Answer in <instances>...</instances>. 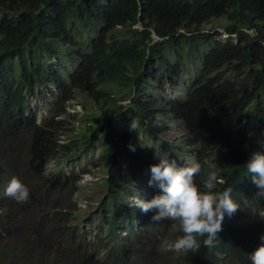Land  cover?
<instances>
[{"label": "trees", "instance_id": "1", "mask_svg": "<svg viewBox=\"0 0 264 264\" xmlns=\"http://www.w3.org/2000/svg\"><path fill=\"white\" fill-rule=\"evenodd\" d=\"M215 19L227 21L225 39L206 29ZM97 26L84 43L85 33ZM64 56L76 64L68 69ZM195 62L200 71L185 98H167L166 86L177 88L187 64ZM48 85L58 100L77 91L103 112L82 136L87 147L98 139L108 153L99 206L108 231L93 230L88 239L80 219L58 207L51 213L50 235L35 228L19 243L13 235L25 223L30 199L40 202L63 188L72 196L79 183L75 172L48 171L51 159L77 143L72 136L63 141L59 116L40 123L30 111V97ZM128 115L138 127H130ZM160 115L185 131L179 143H170V158L215 162L222 169L216 191L231 188L238 204L212 247L198 237V249L163 251L167 232L170 239L183 235L178 224L153 221V212L135 206L139 197L150 200L161 191L149 184L159 156L144 147L140 134H155ZM257 124L264 126V0H0V264H251L248 254L264 235V214L254 212L264 208V198L256 196L245 166L264 140ZM25 144L19 168L16 155ZM22 175L30 198L18 203L5 189ZM202 180L198 175L197 182ZM254 213L258 218L250 223ZM55 233L52 244L47 240Z\"/></svg>", "mask_w": 264, "mask_h": 264}, {"label": "rangeland", "instance_id": "2", "mask_svg": "<svg viewBox=\"0 0 264 264\" xmlns=\"http://www.w3.org/2000/svg\"><path fill=\"white\" fill-rule=\"evenodd\" d=\"M226 25L227 21L225 19H215L206 26V29L211 31L217 39H225L228 37V34L224 30V26ZM99 28L100 27L97 26L95 29H92L91 32L85 33L87 38L82 37L84 39L83 42L86 43L92 40ZM62 62L70 69L76 64L77 60L69 56H64ZM200 66L199 62L188 63L186 67L188 72L180 80V85L177 88L166 86V97L185 98L189 85L194 81L195 76L200 71ZM64 72L65 70L63 73ZM112 89L118 96H122L120 90L114 87H112ZM51 92L55 93L54 87L48 85L42 88L37 96L30 97V111L36 112L40 123L51 118L53 115L59 116L63 141L64 137L72 136L77 143L75 146H70L69 151L67 149L63 150L62 153L64 154L51 159L48 163V171H57L68 175L75 172L79 178V183L74 186L76 190L73 188L74 193L72 196H69L70 193H67L66 189L63 188L65 191L60 193L56 192L54 196L43 195L40 202L30 199L31 204L28 208L29 211L25 214V223H21L20 232L13 235L19 243H21L23 239L29 240L32 233L31 230L35 228L41 234L50 235L53 224L51 213L58 207H62L71 218L75 215L80 219V224L83 226L84 232L87 233L88 239H90L93 230H97L103 234L108 231L106 223L100 217L99 209L101 199L104 198L106 190L105 180L108 170V153L102 143L97 139L101 137V131L97 133V140L93 141L88 147L86 145V139L82 136L83 131L88 132V129L91 127V119H93L94 116L102 115L103 112L80 92L69 91V98L67 101L58 100ZM127 102L128 101H125L122 104H127ZM160 117L161 120L157 124L156 133H150L147 129H141V138L144 147L154 148L156 152L160 154H170V143H179L185 131L181 123L175 121L170 116L160 115ZM127 119L131 128L138 127V123L134 120V117L128 115ZM254 128L259 131L260 135L263 137L264 126L257 124ZM68 139L69 138H67L66 141ZM25 148L26 144L22 150L19 151L18 154L20 156L18 154L16 155L19 168L22 166V156L24 155ZM192 161V157L187 155L185 159L177 161V164L180 167H184ZM131 178H133L134 184L140 190L148 191L146 183L144 184L141 180L135 178L133 174ZM21 180L27 186L29 185L23 175L21 176ZM13 201L15 202V200ZM254 212L263 215L264 208H256ZM250 217V223H255L258 218L255 213ZM171 236V232L166 233V237L169 239ZM52 238L53 240L48 239L47 241L54 244L57 241L56 233L52 235ZM57 247L59 251L62 250L61 247ZM154 259L156 260V257H154ZM149 264H153V262Z\"/></svg>", "mask_w": 264, "mask_h": 264}, {"label": "clouds", "instance_id": "3", "mask_svg": "<svg viewBox=\"0 0 264 264\" xmlns=\"http://www.w3.org/2000/svg\"><path fill=\"white\" fill-rule=\"evenodd\" d=\"M133 125V124H132ZM261 149L254 152L245 164L252 182L258 191L257 197L264 198V140L260 141ZM135 151L134 146H130ZM160 162L150 167V185L161 191L152 199L138 198L136 208L147 214L153 212V221L164 219L176 222L183 233L175 239L162 237L160 248L174 254L187 253L203 245L212 247L218 232L222 230L225 216H231L239 208L234 201L231 188L216 191L222 182V169L215 162L192 161L180 167L168 153L160 154ZM202 175V184L197 176ZM5 195L18 203H25L30 198L29 187L18 177H13L5 189ZM262 243L249 255L251 264H264V235Z\"/></svg>", "mask_w": 264, "mask_h": 264}, {"label": "water", "instance_id": "4", "mask_svg": "<svg viewBox=\"0 0 264 264\" xmlns=\"http://www.w3.org/2000/svg\"><path fill=\"white\" fill-rule=\"evenodd\" d=\"M154 38H155V39H157V36H156V35H154Z\"/></svg>", "mask_w": 264, "mask_h": 264}]
</instances>
